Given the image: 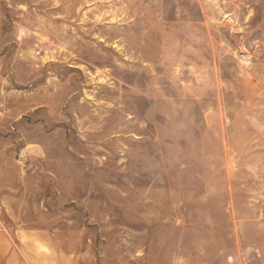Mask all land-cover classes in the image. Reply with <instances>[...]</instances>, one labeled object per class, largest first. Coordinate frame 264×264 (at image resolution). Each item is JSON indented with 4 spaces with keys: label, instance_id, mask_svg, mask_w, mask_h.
Instances as JSON below:
<instances>
[{
    "label": "rangeland",
    "instance_id": "374dc122",
    "mask_svg": "<svg viewBox=\"0 0 264 264\" xmlns=\"http://www.w3.org/2000/svg\"><path fill=\"white\" fill-rule=\"evenodd\" d=\"M0 264H264V0H0Z\"/></svg>",
    "mask_w": 264,
    "mask_h": 264
},
{
    "label": "crops",
    "instance_id": "0c3cea01",
    "mask_svg": "<svg viewBox=\"0 0 264 264\" xmlns=\"http://www.w3.org/2000/svg\"><path fill=\"white\" fill-rule=\"evenodd\" d=\"M6 169V168H5ZM8 172H9V170H8Z\"/></svg>",
    "mask_w": 264,
    "mask_h": 264
}]
</instances>
